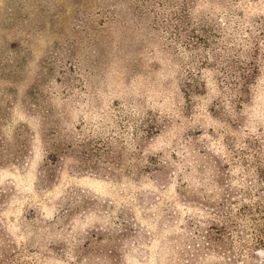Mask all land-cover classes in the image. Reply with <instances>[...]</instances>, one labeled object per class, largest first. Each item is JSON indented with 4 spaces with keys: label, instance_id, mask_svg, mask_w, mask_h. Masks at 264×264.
<instances>
[{
    "label": "rangeland",
    "instance_id": "374dc122",
    "mask_svg": "<svg viewBox=\"0 0 264 264\" xmlns=\"http://www.w3.org/2000/svg\"><path fill=\"white\" fill-rule=\"evenodd\" d=\"M0 264H264V0H0Z\"/></svg>",
    "mask_w": 264,
    "mask_h": 264
},
{
    "label": "trees",
    "instance_id": "16d2710c",
    "mask_svg": "<svg viewBox=\"0 0 264 264\" xmlns=\"http://www.w3.org/2000/svg\"><path fill=\"white\" fill-rule=\"evenodd\" d=\"M228 6H226L225 8L227 9ZM239 24V23H238Z\"/></svg>",
    "mask_w": 264,
    "mask_h": 264
}]
</instances>
